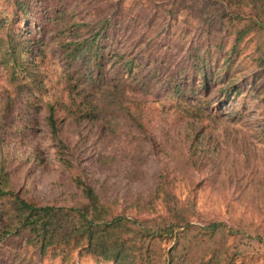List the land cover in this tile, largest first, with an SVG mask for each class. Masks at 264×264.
<instances>
[{
	"label": "trees",
	"instance_id": "trees-1",
	"mask_svg": "<svg viewBox=\"0 0 264 264\" xmlns=\"http://www.w3.org/2000/svg\"><path fill=\"white\" fill-rule=\"evenodd\" d=\"M42 1L0 0V80L15 87L14 96L4 97L0 111V243L8 237H24L39 256L58 258L63 264H76L75 256L112 264H234L227 239L237 233L226 223L199 213L194 197L178 198L166 179L155 180L151 188L160 200L159 211L152 198H136L127 214L118 209L116 201L105 198L104 181L98 177L115 157L88 150L94 141L97 145L124 128L129 133L152 132V112L145 107V99L150 94L148 85L154 81H148L141 68L134 72L133 58L125 60L116 48V61L107 70L112 77L107 79L103 42L114 37L113 22H118L113 14L98 15L93 22L70 23L60 0H48L44 7ZM212 1L211 13L207 6L200 9L204 36L213 23L219 24L214 44L210 45V39L207 42V60L216 52L220 62L229 65L238 45L252 36L257 40L255 63L263 68L264 0ZM63 31L69 32V41L56 38L62 88L58 94H50L45 68L47 35L53 34L51 41ZM224 36L234 39L230 50H223ZM207 60L202 58L197 64L198 87H186L173 76L163 82L165 93L177 106L175 124H184L194 135L205 132V126L215 127L222 118L204 102L213 72ZM124 75L136 82L134 89L120 85ZM238 90L236 85H227L219 92L230 97ZM200 91L202 99L197 100L192 94ZM36 115L41 116L39 123L49 135L55 162L70 174L77 191L71 195L72 206L41 205L34 199H22L15 190L10 162L17 156L21 165L33 162L43 167L37 150L21 152L17 148L19 142H26L18 133L34 131ZM66 126L75 135V143L62 139ZM91 138L93 144L89 145ZM165 239L171 240L170 249L162 247Z\"/></svg>",
	"mask_w": 264,
	"mask_h": 264
},
{
	"label": "rangeland",
	"instance_id": "rangeland-1",
	"mask_svg": "<svg viewBox=\"0 0 264 264\" xmlns=\"http://www.w3.org/2000/svg\"><path fill=\"white\" fill-rule=\"evenodd\" d=\"M47 1H42V7L47 6ZM61 2L64 17L70 23L93 22L98 15H114L118 22L117 25L113 22L114 37L103 42L108 80L112 76L107 70L110 63L116 61V48L120 56L125 55V60L133 58L138 68L133 67L134 72L141 68L145 71L141 74L148 75V81H154L148 85L150 94L145 99V107L152 112V132L129 133L124 128L116 135L106 136L97 145L94 141L88 150L115 157L112 166L108 164L104 168L108 170L98 177L104 181L105 198L116 201L118 209L126 210V214L130 211L128 205L136 198L143 201L152 198L159 211L160 200L152 194L151 188L155 180L166 179L178 198L194 197L199 213L207 219L226 223L237 233L227 239L234 264H264V67L259 68L254 60L256 38H245L230 64L225 66L216 52L212 53L211 61L205 53L208 40L211 46L214 44L212 38L219 24L213 20L215 23L205 37L201 31L204 26L200 9L207 6L211 13L212 0L209 5H206L207 0H60L59 4ZM52 35H47L46 84L50 94L55 91L58 94L62 88L63 68L57 55L56 38L69 41V32L63 31L50 41ZM233 40L232 36H224L223 50H230ZM196 53L198 56L193 57ZM202 58L213 67L209 96L204 102L208 110L222 118L215 127L205 126V132L194 135L184 124H175L177 106L165 93L163 82L173 76L186 87L191 84L198 87L201 78L197 64ZM221 66L223 69L218 74L216 71ZM120 85L134 89L136 82L124 75ZM227 85L238 86V92L225 97L219 90ZM14 93L15 87L1 79L0 111L4 97L14 96ZM192 95L197 100L202 99L201 91ZM40 119L41 116L36 115L38 123L34 131L18 133V138H26V142H19L17 148L21 152L37 150L43 167L33 162L21 165L17 156L10 162L13 163L10 168L15 190L22 199H34L41 205L72 206L71 195L77 191L70 174L55 162L49 135L39 123ZM62 135L63 140L73 143L77 140L69 126ZM92 144L93 138L89 142ZM171 246L170 239L162 242L166 250ZM74 261L76 264H112L78 256ZM0 264L63 263L58 258L39 256L26 245L24 237H8L0 243Z\"/></svg>",
	"mask_w": 264,
	"mask_h": 264
}]
</instances>
